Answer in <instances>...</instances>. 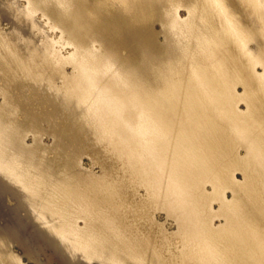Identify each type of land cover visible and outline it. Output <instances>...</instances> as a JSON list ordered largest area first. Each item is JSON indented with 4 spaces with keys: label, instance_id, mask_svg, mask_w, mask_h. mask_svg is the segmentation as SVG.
Listing matches in <instances>:
<instances>
[{
    "label": "bare ground",
    "instance_id": "6f19581e",
    "mask_svg": "<svg viewBox=\"0 0 264 264\" xmlns=\"http://www.w3.org/2000/svg\"><path fill=\"white\" fill-rule=\"evenodd\" d=\"M0 99V263L31 238L68 264H161L122 224L144 189L181 264H264V0H0ZM85 141L117 168L81 167Z\"/></svg>",
    "mask_w": 264,
    "mask_h": 264
},
{
    "label": "rangeland",
    "instance_id": "374dc122",
    "mask_svg": "<svg viewBox=\"0 0 264 264\" xmlns=\"http://www.w3.org/2000/svg\"><path fill=\"white\" fill-rule=\"evenodd\" d=\"M185 15H186V10L185 9L180 10V16L181 17H185ZM38 17H41V16L38 15ZM46 22H47L46 19L42 20V25L45 26L44 28L45 29H46V27L51 28L50 26H48L49 24H47ZM2 27H3V29L8 30L9 25L7 24V22H2ZM48 28L46 29L47 33L49 31L48 37L50 36L49 38L57 40L58 37L60 36V32L59 31H55L54 29H53L54 31H50L51 29L49 30ZM154 28H155V31H157V32L161 30V26L159 24H155ZM159 40L163 41V38L160 36ZM64 52L67 54L69 52V47L64 48V51H62V53L65 54ZM132 57H134V56H132ZM132 57H131V59H133ZM131 62H133V60H131ZM66 70L69 72V71H71V68L70 67H66ZM258 71L261 72L260 69H258ZM237 92L242 94L243 88L241 86H238L237 87ZM0 103H1V99H0ZM239 109L240 110H244L245 109V104L244 103L243 104L240 103L239 104ZM61 119H64V117H62ZM26 141H27L28 144H31L32 143V135L28 134V137H27ZM43 142L46 145H51L52 144V139L49 138V137H45ZM90 142H92V141H90ZM90 142L89 141H87L86 143L83 142L84 145H83V148H82L81 153L79 155V159L81 160V161L79 160L80 164H81V167L87 168V169H91L97 175H100L102 173V167H106L107 166L108 169H110L111 167L114 168V166L116 165V163L114 162L115 159L113 157L107 158V156H105L106 152L103 149V147H101V148L98 147L97 148V146L96 147L94 146L93 142L92 143H90ZM113 164H115V165H113ZM116 168H117V165L115 166L114 169H116ZM116 174H117V172H115V175ZM234 177H235V180L238 181V182L243 181V174L241 172H236ZM127 190L128 189H125V190L123 189V192H125V195L128 192V194L126 195L127 197H125L124 194H123L124 198L122 197L123 202L127 206L125 205L122 208L123 210L121 209L122 213L120 212V214H121V216H124L123 217L124 220L122 219V224L123 225L125 223L127 225L131 224L130 228H128L129 230L127 229V231H129L128 233L129 234L131 233V235H133V234L137 235L139 237L141 236L145 240V242L147 244H150V243H148V241L151 242L150 251L151 250L156 251L157 254H160L162 256L161 257L159 255L161 257V259H162L161 260V264H172V261H173V259L175 260V257H176V261H174L175 263H173V264H181L182 260H181V255H179V254L182 251L183 247H182V245H179V244H183V241H181L182 237L180 236V234L178 232L177 224L175 223V221L172 220V218L168 217L165 211H163V210H156L155 211L154 207H152L151 205L149 207V203H148L149 201H147L146 193H145L144 189H140L139 190V195H137V196H133L132 195V193L134 192L133 190H128V191ZM226 196H227L228 199H231L232 192L227 191L226 192ZM122 200H121V202H122ZM7 203L10 204V205H13L15 203V201L10 199V200H8ZM145 203H148V205L145 204ZM129 206H130V208H129ZM127 208H129V209L127 210ZM214 208L218 209V205L216 203L214 204ZM138 210H141V211H144V212H141V211H138ZM126 213H128V214H126ZM125 217L127 218L128 221L126 220ZM166 218H168V219H166ZM4 219H5L4 216L0 215V224L4 223V221H5ZM156 223H158V224H156ZM215 223L219 224V221H215ZM126 224H125V226H126ZM79 225L82 226L83 225V221H79ZM137 228H139V229L136 230ZM31 231H29L30 233L28 232V235L31 234ZM137 231H138L139 234L137 233ZM151 231H152V233H151ZM164 231H165V233H163ZM142 234H144V235H142ZM144 236L146 238H144ZM154 239L157 240V241H155ZM30 240L33 243L30 242V243H28V245L27 244L20 245V243H14L13 244L14 246L12 245L9 248L11 250V252L15 256L19 257L20 261L23 264H68L67 261L64 262L65 259L60 258L61 256L60 255L58 256V253H56L54 248H52L50 245L48 246L47 243L45 244L44 242H42L41 240L39 241L38 239L35 240V239H31L30 238ZM156 242H157V244H156ZM173 243H174V245H173ZM155 244L157 246H155ZM30 250H31V252H30ZM167 250H169V251L167 252ZM172 254L174 255L173 259H172V256H173ZM170 255H172V256H170ZM175 255H177V256H175ZM165 260H167V261H165ZM95 261L96 262L92 261L91 264H101L102 263V262H100L98 260H95ZM177 262H179V263H177ZM0 264H11V262L8 259H6V260L1 261ZM76 264H85V262H83V261L80 262V263L77 262ZM102 264H105V263H102ZM112 264H119V262L117 263V261H115ZM145 264H147V263H145ZM148 264H154V263L148 262Z\"/></svg>",
    "mask_w": 264,
    "mask_h": 264
}]
</instances>
